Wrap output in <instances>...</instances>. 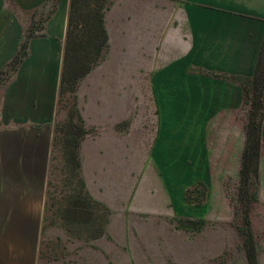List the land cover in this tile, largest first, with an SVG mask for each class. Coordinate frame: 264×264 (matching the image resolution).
I'll return each mask as SVG.
<instances>
[{
  "label": "crops",
  "instance_id": "crops-1",
  "mask_svg": "<svg viewBox=\"0 0 264 264\" xmlns=\"http://www.w3.org/2000/svg\"><path fill=\"white\" fill-rule=\"evenodd\" d=\"M69 5L70 0H0V72L20 50L32 22L44 25L0 86V264L37 262ZM128 6V15L119 16L116 27L129 40V56L149 59L144 76L134 72L136 79L115 64L102 63L81 81L78 105L88 128L96 129L81 147L86 178L94 181L90 173L98 176L107 166L114 168L117 153L130 141L116 128L132 115L122 93L127 77L133 94L143 87L156 107L149 151L157 162L179 161L185 153L192 156L194 168L209 170V140L235 137L238 122L245 120L244 132L239 124L244 143L233 159L241 164L248 113L242 86L232 77H252L260 61L264 65V0H129ZM110 11L106 27L111 46ZM262 134L264 138V123ZM130 143L129 152L140 146ZM259 171L261 200L263 149ZM198 180L207 184L204 175L191 184ZM145 257L136 259L154 264ZM106 259L116 264L113 256Z\"/></svg>",
  "mask_w": 264,
  "mask_h": 264
},
{
  "label": "rangeland",
  "instance_id": "rangeland-1",
  "mask_svg": "<svg viewBox=\"0 0 264 264\" xmlns=\"http://www.w3.org/2000/svg\"><path fill=\"white\" fill-rule=\"evenodd\" d=\"M128 2L113 1L107 17L112 44L106 59L99 64H115L125 70L127 76L129 74L136 79L138 75L134 72L140 71L144 76V64L149 58L129 56V40L125 34L119 33L120 26L116 27L118 22L120 24L117 18L128 15ZM38 26L41 29L36 31L41 32L44 25L39 23ZM123 81L126 84L122 93L128 96L126 102L132 115L117 124L116 128L122 136L126 135V141L132 139L140 146L135 152H129L133 146L127 141V147H122L117 153L114 168L107 166L98 176L90 173L94 181L86 178L82 163V174L89 191L111 210L105 234L84 240L71 235L58 219H47L45 228L42 220L36 264H107L108 256H113L116 264H141L136 257L142 255L150 263L152 259L154 264H192L193 260L195 264H199L198 260L201 264H248L243 234L246 209L249 210L250 226L257 244L258 262L264 264V185H261L263 199L251 205L243 201L239 194L241 164L233 161L244 143L239 125L243 122H238L235 137H212L213 144L209 140V170L194 168L192 156L185 153L178 155L179 161L164 158L157 162L149 151L157 123L156 107L149 101L143 87L133 94L134 90L128 87V77ZM65 117L66 109L59 106L56 123L64 121ZM243 124L244 132L245 120ZM57 154L59 158L55 163L61 160L60 152L57 151ZM228 156L232 161L229 158L225 160ZM202 175L208 187L207 202L204 206H194L185 201L184 190ZM52 180L55 192L49 200L46 199L49 205H45L44 213L47 215L57 211L62 193L67 190L60 170L55 171ZM174 216L189 219L204 217L208 224L201 231L188 232L174 228L171 221Z\"/></svg>",
  "mask_w": 264,
  "mask_h": 264
},
{
  "label": "trees",
  "instance_id": "trees-1",
  "mask_svg": "<svg viewBox=\"0 0 264 264\" xmlns=\"http://www.w3.org/2000/svg\"><path fill=\"white\" fill-rule=\"evenodd\" d=\"M114 0H70L68 25L66 32L63 66L60 78L58 107L66 109L64 121L54 126L52 155L48 175L46 199H50L53 190V175L60 170L63 174L64 186L62 199L56 212L44 213L43 222L49 218L61 221V226L70 230V234L90 240L105 234L110 220V208L94 198L88 189L82 174L81 147L83 141L96 129L88 128L77 102V91L81 81L103 60L109 50V34L106 27V15ZM55 9L52 8L51 12ZM37 21H33L25 33L24 41L16 56L1 70L0 86L5 84L28 54L29 39L41 29ZM243 89V108L247 110V139L242 154L240 169L239 194L247 204L259 201L260 171L259 163L264 145V65L260 61L258 69L252 77H232ZM57 151L60 152L61 160ZM56 152V154H53ZM207 184L198 180L186 187L184 199L194 206H204L207 202ZM45 205H49L46 201ZM53 206V205H52ZM51 209V203L50 207ZM52 211V210H51ZM51 213V212H50ZM243 230L244 247L248 264H259L257 244L251 230L249 210L246 209ZM51 220V221H53ZM177 229L197 232L207 226L204 217L185 218L174 216L171 219Z\"/></svg>",
  "mask_w": 264,
  "mask_h": 264
}]
</instances>
